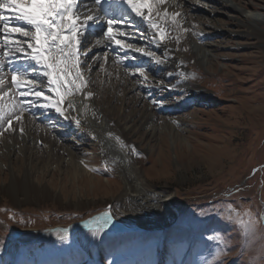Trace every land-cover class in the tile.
<instances>
[{
    "label": "rangeland",
    "instance_id": "obj_1",
    "mask_svg": "<svg viewBox=\"0 0 264 264\" xmlns=\"http://www.w3.org/2000/svg\"><path fill=\"white\" fill-rule=\"evenodd\" d=\"M234 1L230 3L239 4ZM248 1L264 7V0ZM168 2L177 11L191 12L188 15L197 20L194 25L198 34L204 24L208 29L211 23L224 24V29L228 30L224 35L218 31L220 35H211L213 38L206 33L204 38L197 37L196 33L197 39L187 40L189 52L205 56L207 60L202 63L191 57L185 62V72L197 74L194 82H198L202 90L188 86L172 89V85L177 86L182 80L180 59L166 56L164 65H156L149 58L131 52L128 55L136 59H129L133 61L128 68L135 64L144 66L149 81L144 82L138 74L129 75L138 88L129 98L137 102H132L136 105L134 109L132 104V107L126 106V110L128 107L130 110L124 111L125 116L130 118L132 111L151 106L153 115L145 126L150 124L147 129L154 128L153 136L142 134L143 139L137 128L136 137L133 135L131 142H127L110 129L104 117L90 118L95 132L88 135L71 127L64 118L36 110V127L52 128L57 132L59 145L49 146L47 140L35 138L27 131L21 135L17 130L0 137V248H3L0 264H199L200 256L216 247L209 239L211 236L223 235L229 242L227 251L236 246L235 226L223 216L227 205L243 203L264 210V39L242 38L237 34L238 27L225 23L227 18L209 15L203 9L205 0ZM136 25L145 29L139 20ZM173 35L179 36L178 42L171 39L178 45L183 35L179 31ZM94 36L100 35L89 37L88 44ZM132 42L146 50L150 48L157 55L163 56L168 51L139 35ZM205 42L214 46L203 48ZM175 49L182 51L179 46ZM204 51L207 53L203 55ZM95 54L97 52L91 56ZM100 60L90 73L92 88L100 94L101 100L109 94L121 99L122 91L112 88L117 80L100 70L99 65L106 64ZM83 98L81 94L75 98L79 104L76 114H85L81 100L92 106L90 100ZM153 99L158 103L153 104ZM117 100L110 103L111 108L124 106ZM87 113V116L92 114L91 110ZM116 116L117 113L113 117ZM125 122V127L135 124ZM109 132H115L129 147L121 150L107 137ZM183 138L187 144L182 143ZM23 145L29 150L22 148ZM133 146L140 155L131 151ZM67 147L75 150V159L66 151ZM30 151L35 153L32 165L36 163L38 170L31 171L27 164L26 153ZM163 151L168 159L161 158L159 152ZM82 160L89 167L81 164ZM137 166L148 175L153 188L170 189L174 199L166 202L167 196L159 199L149 196L150 202L142 205L132 200L129 193H125L126 175L133 174ZM138 187L143 188L142 184ZM109 205L114 215L129 225L142 223L150 227L176 214L178 219L171 226H151L152 229L144 226L145 232L118 236L104 230L99 236H93L90 229L72 230V225L92 220ZM202 210L207 214L201 216ZM62 229H68L66 241H61L57 235ZM230 264H236L235 260Z\"/></svg>",
    "mask_w": 264,
    "mask_h": 264
},
{
    "label": "snow or ice",
    "instance_id": "obj_2",
    "mask_svg": "<svg viewBox=\"0 0 264 264\" xmlns=\"http://www.w3.org/2000/svg\"><path fill=\"white\" fill-rule=\"evenodd\" d=\"M164 2L165 0H0V137L17 130L21 135L25 134V113H34L38 109L44 112L54 110L64 119L71 118L77 126H82L81 119L65 113L76 110V95H84L85 99L94 95L90 90L85 92L90 83L92 67L101 59L89 56L91 48L88 46V38L93 35L103 38L95 40V46H114L112 51L116 53L114 63L117 65L136 59L135 56L128 55V50L149 58L156 65H164L165 59L155 51L128 42L139 35L157 48L166 49L169 39L179 40V36L171 33L177 30L189 31V28L183 26L186 21L180 12L169 13L167 8L161 12L160 6ZM136 19L145 25L144 30L137 27ZM121 52L123 55H120ZM164 55H167V51ZM102 59L107 63V51ZM99 67L101 71H106L103 63ZM125 73L132 76L138 74L143 77L144 82L149 81L145 67H125ZM168 75L171 76L172 73ZM179 77L184 80L198 78L197 74L186 72H180ZM160 84L163 85L164 82L161 81ZM172 87L175 88L176 85ZM70 97L73 99H69ZM66 101L67 107L64 106ZM152 103L157 104L158 101L153 99ZM88 110V105L84 104L85 114ZM92 115L94 117L95 113ZM14 121L18 129L13 127ZM107 137L114 140L121 150L129 147L112 132L107 133ZM131 151L140 155L134 146ZM81 164L89 167L83 160ZM107 166L106 162L105 167ZM90 170L98 171L95 168ZM230 212L227 205L223 216L226 217ZM206 214L203 210L200 213L201 216ZM112 218V213L106 211L86 221L85 227L90 229L93 236H99L109 226ZM227 221L232 223L229 219ZM57 235L61 241H66L68 229L58 231ZM209 239L216 243V247L201 255L199 264H216V260L229 247V242L221 234Z\"/></svg>",
    "mask_w": 264,
    "mask_h": 264
},
{
    "label": "bare ground",
    "instance_id": "obj_3",
    "mask_svg": "<svg viewBox=\"0 0 264 264\" xmlns=\"http://www.w3.org/2000/svg\"><path fill=\"white\" fill-rule=\"evenodd\" d=\"M207 3H203L205 4L203 9L207 11V13L209 15H212V16H224L225 18H227L228 22H225V23H232V25L238 27V35H240L242 38L243 37H247V39L253 37L255 38L257 41L258 39H264V7L263 8H260L259 7V4L257 3H250L248 0H235L237 3H239L238 5L237 4H231L230 0H205ZM234 1V2H235ZM251 1V0H250ZM199 3V2H198ZM201 3V4H202ZM200 4V5H201ZM105 6H107V3L105 4ZM173 6V5H172ZM170 7V3L168 2V0H165L164 4L160 6V10L161 12L163 11V9L167 8V11L169 13H172L173 11H177L175 9H173V7ZM223 10H226V11H222L221 9ZM245 8V10L243 9ZM247 9H249L247 11ZM189 10L185 9L183 10L182 12L180 11H177V12H180L182 14V16L184 17V20L186 21V23L183 25L184 27H187L189 28V31L188 32H183L181 30H177L179 31L183 36H181L182 40L179 42V44L177 45L176 42H173V40L169 39L168 42H167V48H163L165 50H168L167 51V55H163L161 54V56L166 59V56H171L170 59H180L182 61V64L179 65V70L181 72H185V70H187V67L185 66V62H189L191 60V57H195L197 60H199L200 62L204 63L206 60L205 56L201 57L199 54H193L192 52H189V46L187 44V40L190 39L192 40V38L194 39H197V37L199 36H204V34L206 33L207 35H212V36H215V35H218V31L219 32H223L222 34L224 35V33H227L228 30L224 29L223 25H213L215 23H211L210 25V28L206 29V27H208L207 25H203L201 29H199V33L201 32V34H198V30H197V27L194 25L197 23V20L194 19L192 17V15H188ZM211 19V18H210ZM139 20V19H136V21ZM217 20V19H216ZM211 21V20H210ZM218 21V20H217ZM209 22V21H208ZM213 22V21H212ZM216 22V21H215ZM219 22H222V21H219ZM206 23V22H205ZM207 24V23H206ZM209 25V24H208ZM225 26V25H224ZM211 30V31H208V30ZM237 31V30H236ZM234 31V32H236ZM97 32H99V29H97ZM233 32V30H232ZM174 33V32H173ZM173 33H171V35H173ZM196 33L198 34L197 37H196ZM220 35V34H219ZM210 37V38H213V37ZM205 37V36H204ZM203 37V38H204ZM119 38V37H118ZM202 38V39H203ZM97 39H103L101 36H99L98 38H95L92 37V40H91V43L88 44V46L91 48V52H89V56H91V54L97 52V54H95L94 56H98V57H101L102 59V56L104 54L105 51H107L108 53V61L107 63L104 65V68L106 69V74H111V78H114L116 79L117 81L114 82L113 84V90L116 91V92H120L122 91V98L121 99H118V97H116V95H108L107 97H104L102 100L100 99V94H98L91 86V79H90V83H89V86H88V89L85 90L88 91H92L94 93V95L89 98L88 100H90V102L92 103V106H89L88 104V109L89 111L91 110V112L95 113V116L94 117H97L98 119H101V117H104L103 120H106L110 129L112 131H116L120 134V136L122 138H124L127 142H131V138L133 135H135L134 137H136L138 131H137V128H139V133L143 134V136L146 134H152L154 133V128H150V129H147L149 127V125H147V127L145 126L146 123L148 122V120H150V118L152 117L153 113L151 111V106H146V109L144 108L143 110H134L132 111L133 113L131 114L130 118L126 117L125 116V112L128 110H126V106H131L134 105V103L137 102V99H133V98H129V96H131L130 94L132 92H135L137 88V84L135 85V81L132 80L130 78V76L128 74L125 73V67H129L132 63L133 60H127L125 61L123 64H119L117 65L116 63H114V60H115V56H116V53H114L112 51V47L114 46H110V47H104L103 45L101 46H95V40ZM209 39V38H208ZM135 40V39H134ZM221 40V39H220ZM208 41V40H207ZM128 42H132L131 39L128 40ZM240 45V44H239ZM176 46H179V49L181 48L182 51H177L175 48ZM201 46V45H200ZM207 46V47H206ZM209 46H214V44L212 43H204L203 44V48H209ZM202 47V46H201ZM214 48V47H213ZM216 48V47H215ZM214 48V49H215ZM180 49V50H181ZM203 50V49H202ZM117 51H119V49H117ZM208 51V50H207ZM131 52H134L132 50H128V53H131ZM212 52V51H211ZM207 53V52H206ZM205 51L203 53L206 54ZM210 53V51H209ZM201 54V53H200ZM120 55H123V52L120 53ZM133 55V54H132ZM208 55V54H207ZM210 55V54H209ZM208 55V56H209ZM214 55V54H213ZM207 57V56H206ZM205 58V59H204ZM208 58V57H207ZM210 58V57H209ZM208 58V59H209ZM215 58V57H214ZM194 59V58H193ZM101 61V60H100ZM198 61V62H199ZM211 61V60H210ZM98 62L96 64L93 65V67L95 65H98ZM209 63V62H208ZM92 67V68H93ZM189 70V69H188ZM191 72V70H189ZM188 72V71H187ZM203 74V73H202ZM149 75V74H148ZM139 80V79H138ZM197 80V79H196ZM198 82H194V80H184L182 78L181 82H178V85L175 87V88H172V89H179V88H184V87H193L195 88L196 90H202L200 88V86L197 84ZM148 85V84H147ZM161 85V84H160ZM142 88V87H141ZM80 94L76 95L79 96ZM136 96V95H135ZM139 96V95H138ZM75 97V98H76ZM133 97V96H132ZM74 98V99H75ZM102 98V96H101ZM71 99V98H69ZM84 99V98H83ZM118 99V100H117ZM133 99V100H131ZM117 100V103H123L124 106H119L120 108L119 109H113L111 108L110 106V103H114L116 102ZM83 104H86L88 101H83ZM134 102V103H132ZM140 102V101H139ZM116 103V105H117ZM119 105V104H118ZM65 107H67V101L65 102ZM76 106L79 107V104L76 103ZM136 105H134L133 109L135 108ZM112 107H115V106H112ZM132 107V106H131ZM80 109V108H79ZM77 110V108H76ZM76 110L75 111H71L69 110V112H66L65 115H69L70 116H76L78 119H81L82 121V126H77L76 123L71 119H64L67 121V123L70 124L71 127H75L77 131H81L85 134H88V135H92L95 130L94 128L91 127V123H92V120L90 118L93 117V115L91 114L90 115H86L84 113H79V114H76ZM126 110V111H125ZM130 110V109H129ZM128 110V111H129ZM36 110H34L35 112ZM38 111H43L42 109H38ZM50 111H52L53 113L50 114ZM49 113L47 112H44L46 113V115H55V116H58V117H62L60 116L58 113H56L54 110H50ZM125 111V112H124ZM131 112V111H130ZM115 113H117L118 116H116L115 118L113 117L115 115ZM34 113H25L24 115V119H23V122H24V125L26 127V131L28 132V134L34 136L35 138H41V139H44V140H47L50 146V144H58L59 145V139H58V135H57V132H54V130H52V128L50 127H46L45 128H42V129H38L39 127H36V120L32 118V115ZM88 114V113H87ZM129 114V112H128ZM94 119V118H93ZM126 121L125 123H129V122H135V124H127V127H125L123 124V121ZM66 123V122H65ZM149 123V122H148ZM102 124V123H101ZM131 125V126H130ZM130 126V127H129ZM13 127H16L18 129V125L17 123L14 121L13 122ZM160 128V127H159ZM147 129V130H146ZM156 130H158L156 128ZM26 132V133H27ZM115 133V132H114ZM156 133V132H155ZM116 134V133H115ZM157 134V133H156ZM173 134V133H172ZM139 135V134H138ZM145 135V136H146ZM13 136V135H12ZM143 136L141 138H143ZM153 136V134H152ZM155 136V135H154ZM10 137V136H9ZM17 137V136H16ZM133 137V138H134ZM156 137H159V136H156ZM178 136H176V139H177ZM27 138V137H26ZM139 138V137H138ZM146 138V137H145ZM149 139V136L147 137ZM151 138V137H150ZM174 138V137H173ZM172 138V140H173ZM181 138V137H180ZM77 139V138H76ZM144 139V138H143ZM153 140V138H151ZM33 140V139H32ZM147 140V139H146ZM151 140V141H152ZM181 140V139H180ZM3 141V140H2ZM38 142V140H36ZM101 141V140H100ZM140 141V140H139ZM148 141V140H147ZM146 141V142H147ZM155 141V140H154ZM182 141V140H181ZM18 142V141H17ZM33 142V141H32ZM97 142V141H96ZM142 142V141H141ZM150 142V141H149ZM178 142V140H177ZM187 140H185L183 138V141L182 143H186L187 144ZM157 143V142H156ZM173 144H176V141L172 142ZM139 144V143H138ZM153 144V142H152ZM22 145V144H21ZM151 145V144H150ZM62 146V145H60ZM94 146V145H93ZM144 146V145H142ZM174 146V145H173ZM149 147V146H148ZM182 147V146H181ZM190 146H188L189 148ZM6 148V147H5ZM22 148H26L25 150H29V147L23 145ZM146 148V147H145ZM179 148V147H177ZM64 149V148H63ZM61 148V150H63ZM66 151L68 150V152L71 154V156H73L74 158L72 159H75L77 153L75 152V150L73 148H70V147H67L65 148ZM184 149V148H183ZM33 150V149H32ZM54 150V149H53ZM161 151V149H159ZM185 150V149H184ZM178 152V151H177ZM67 153V152H66ZM160 153V156L162 159H168V155L166 154V151H163L162 153ZM41 154V153H40ZM152 154V153H151ZM19 155V154H18ZM113 155V154H112ZM154 156V155H153ZM35 157V153L33 151H30L29 154L28 152L26 153V159L29 161L27 164L30 166V169L31 171L36 169V166L37 164L35 163L34 165H32V162H33V158ZM159 157V156H158ZM10 158V157H9ZM150 158V157H149ZM7 159V158H6ZM129 160V159H128ZM149 160V159H148ZM130 161V160H129ZM50 162V161H49ZM52 162V161H51ZM165 162V161H164ZM131 163V162H129ZM12 164V163H11ZM26 164V165H27ZM83 166V165H82ZM118 166V165H117ZM135 166V165H134ZM26 167V166H25ZM48 167V166H47ZM62 167V166H61ZM69 167V166H68ZM138 167V166H137ZM14 168V167H12ZM29 169V168H28ZM40 169V168H39ZM42 169V168H41ZM49 169V168H48ZM52 169V168H51ZM75 169V168H74ZM16 170V169H15ZM21 170V169H20ZM27 170V168H26ZM38 170V168L36 169ZM63 170V169H62ZM77 170V169H76ZM165 170V169H164ZM13 171V170H12ZM61 171V169H60ZM68 171V170H66ZM70 171V170H69ZM24 172V171H23ZM29 172V171H28ZM38 172V171H37ZM82 172V171H81ZM133 174L131 173L130 175H126V186H125V193L128 194L131 196V199L134 200V201H137L138 203H140L141 205L142 204H145V203H148L150 202L149 200L152 198H161V197H168L167 200H165L166 202H169V201H172L174 199V194L172 191H170V189H166L165 188V191H157L155 188H153L152 184L150 183V179L148 177V175L144 174L143 171H142V167L139 166L135 171H132ZM18 173V172H17ZM30 173V172H29ZM76 173V171H75ZM78 173V172H77ZM76 173V174H77ZM123 173V172H122ZM35 174V173H34ZM70 174H71V171H70ZM74 175L77 177V175ZM81 174V173H80ZM135 174V175H134ZM31 175V173H30ZM73 175V174H72ZM79 175V174H78ZM20 177V176H19ZM152 177V176H151ZM26 178V177H25ZM88 178V176H87ZM20 179V178H19ZM23 179V178H22ZM77 180V179H76ZM94 180V179H93ZM96 180V179H95ZM30 181V180H29ZM28 181V182H29ZM33 181H35L33 179ZM92 181V180H91ZM32 183V182H31ZM97 184V183H96ZM139 184H142L143 188H139L138 185ZM109 185V184H108ZM146 187H145V186ZM24 186V185H23ZM20 187V186H19ZM141 187V186H140ZM22 188V187H20ZM51 190V189H50ZM144 190L145 193H142ZM38 192V191H37ZM29 193V192H28ZM41 193V191H40ZM49 194V193H48ZM38 195V194H37ZM41 195V194H39ZM54 196V194H52ZM58 195V194H57ZM147 195V196H146ZM47 196V195H46ZM45 196V198H46ZM49 196V195H48ZM142 197L141 199H138L139 197ZM151 196V197H149ZM52 197V196H51ZM58 197V196H57ZM138 197V198H136ZM54 198V197H53ZM123 198V197H122ZM58 199V198H57ZM83 199V198H82ZM115 200V199H114ZM120 200V199H119ZM163 200V199H162ZM153 201V200H152ZM84 202V201H82ZM174 202V201H173ZM164 203V202H163ZM157 204V203H156ZM159 204V203H158ZM140 205V206H141ZM164 206V205H163ZM75 207V206H74ZM85 207V206H84ZM89 207V206H88ZM165 207V206H164ZM179 212V211H178ZM137 214V213H136ZM178 219V214L176 215H171L168 219L164 220V221H161V222H154L153 225H150V227H148L147 225H144L142 223H140V225H143L149 229H152L151 226H154L155 228L157 227H161L162 226H167V225H170V224H174L176 222V220ZM89 221V220H87ZM85 222L86 221H83L81 223H75L73 226H72V230H76V229H83V230H86V229H89V228H86L85 227ZM165 222V223H164ZM152 224V223H151ZM134 225V224H132Z\"/></svg>",
    "mask_w": 264,
    "mask_h": 264
},
{
    "label": "clouds",
    "instance_id": "obj_4",
    "mask_svg": "<svg viewBox=\"0 0 264 264\" xmlns=\"http://www.w3.org/2000/svg\"><path fill=\"white\" fill-rule=\"evenodd\" d=\"M231 212L226 219L232 221L238 233V240L232 251H226L216 264H264V210L255 209L243 203L229 204Z\"/></svg>",
    "mask_w": 264,
    "mask_h": 264
},
{
    "label": "water",
    "instance_id": "obj_5",
    "mask_svg": "<svg viewBox=\"0 0 264 264\" xmlns=\"http://www.w3.org/2000/svg\"><path fill=\"white\" fill-rule=\"evenodd\" d=\"M106 211H110L112 213L113 218L109 226L106 229H104V231H106L108 234L112 236L130 234V233H141V232L147 231V229L143 225H140V224L129 225L117 219L112 212L111 205H109L105 211L98 214V216L103 214Z\"/></svg>",
    "mask_w": 264,
    "mask_h": 264
}]
</instances>
